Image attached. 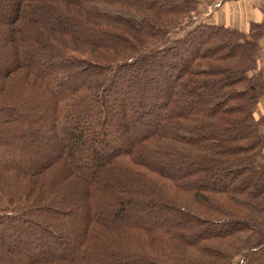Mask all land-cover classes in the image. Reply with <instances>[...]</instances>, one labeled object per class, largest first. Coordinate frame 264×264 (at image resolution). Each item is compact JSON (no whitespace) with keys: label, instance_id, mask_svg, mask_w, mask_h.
I'll list each match as a JSON object with an SVG mask.
<instances>
[{"label":"trees","instance_id":"1","mask_svg":"<svg viewBox=\"0 0 264 264\" xmlns=\"http://www.w3.org/2000/svg\"><path fill=\"white\" fill-rule=\"evenodd\" d=\"M204 1L0 0V264H264V22Z\"/></svg>","mask_w":264,"mask_h":264},{"label":"crops","instance_id":"2","mask_svg":"<svg viewBox=\"0 0 264 264\" xmlns=\"http://www.w3.org/2000/svg\"><path fill=\"white\" fill-rule=\"evenodd\" d=\"M206 3L211 8L206 15L217 24L247 31L251 22H264V0H205L203 5ZM260 54L259 68L264 78V36L260 40Z\"/></svg>","mask_w":264,"mask_h":264},{"label":"rangeland","instance_id":"3","mask_svg":"<svg viewBox=\"0 0 264 264\" xmlns=\"http://www.w3.org/2000/svg\"><path fill=\"white\" fill-rule=\"evenodd\" d=\"M210 6H208V3H206L205 5H203V8H202V13H204V14H207L209 11V9H211V8H209ZM260 110H258V112H259Z\"/></svg>","mask_w":264,"mask_h":264}]
</instances>
